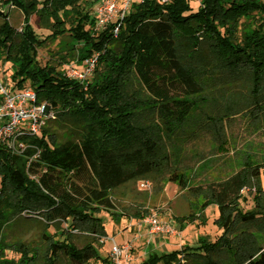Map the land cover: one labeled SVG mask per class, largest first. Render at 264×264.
Masks as SVG:
<instances>
[{"label": "trees", "instance_id": "16d2710c", "mask_svg": "<svg viewBox=\"0 0 264 264\" xmlns=\"http://www.w3.org/2000/svg\"><path fill=\"white\" fill-rule=\"evenodd\" d=\"M78 2L0 0L22 14L19 27L11 25L8 11L0 14V57L9 63L10 83L30 87L37 102L50 106L52 119L76 133V139L68 133L59 140L43 127L20 153L0 146V236L21 215L40 218L65 225L61 240L45 234L43 264H115L95 249L106 236L99 213L117 219L122 213L114 210L113 190L166 172L163 183L202 196V207L217 206L213 223L221 233L213 241L199 237L195 246L151 251L139 264H264V243L250 230L264 213L259 207L239 211L241 193L251 185L255 207L261 203L264 156L245 159L221 179L190 185L167 149L196 103L215 88L235 87L240 93L233 105L264 118V0H199L195 8L190 0H140L115 34L113 23L95 32L93 17ZM32 15L49 30L44 37L34 31ZM66 30L78 60L96 57L86 85L65 75V56L57 65L37 62V49ZM132 215L143 217L138 210ZM77 233L89 238L80 248ZM5 248L20 259L6 260ZM28 251L0 239V264H34Z\"/></svg>", "mask_w": 264, "mask_h": 264}, {"label": "rangeland", "instance_id": "374dc122", "mask_svg": "<svg viewBox=\"0 0 264 264\" xmlns=\"http://www.w3.org/2000/svg\"><path fill=\"white\" fill-rule=\"evenodd\" d=\"M96 3L97 0L78 2L79 7L87 11L91 17ZM198 3L199 0H190L193 8ZM6 11L11 25L19 27L22 20L20 11L14 8L7 9L0 4V12L4 14ZM30 23L38 36L44 37L49 33L48 29L38 23L34 15L30 17ZM94 28L95 32L102 30L95 24ZM72 43L73 38L67 30L64 34L49 39L37 49V62L41 66L57 65L59 60H62L60 57L65 56V62L60 65L63 71L70 64L79 67L77 63L80 60L77 59L76 53H71V49L68 48ZM78 45L79 43H75V46ZM0 72L9 77V63L3 61L1 57ZM92 77L91 75L90 81ZM235 89V87H223L207 92L208 97L196 103L179 131L167 142L173 164H176L178 172H182L184 177L188 178L190 185L221 179L237 169L245 159L255 160L264 156V118L259 119L246 112H240L239 108L233 105V101L240 93ZM222 117L224 118L220 120ZM213 119L214 123L206 128L204 124ZM43 127L47 128L49 133L56 134L59 140L68 136V133L72 135V139H76L75 129L72 126L58 125L52 118L47 119ZM260 171L259 183L263 195L261 203L255 207L254 185L244 189L239 201V211L243 214L254 212L258 207L264 213V168L260 167ZM166 174L164 172L163 175L153 178L141 177L111 192L114 210L122 215L113 219L107 211L99 213L106 232L105 237L95 242V249L100 258L112 261L110 238L118 244L128 243L131 255L129 264H139L148 256L150 250L158 254L169 252L185 246H195L199 237L213 241L219 236L221 229L213 223L218 215L217 206L209 204L202 207L204 201L202 196H195L187 190L180 191L172 182L163 183ZM141 181H147L148 187H141ZM134 210H138L141 216L156 214L167 220L174 233L148 237L145 225L138 223L141 218L132 215ZM187 215L193 216V219H185ZM64 227V224H45L40 218L21 215L3 227L0 239L6 246L21 244L29 250L27 256L33 260L37 258L34 264H43V257H40L45 251V234L55 240H61ZM250 230L259 242L264 243V219H256ZM73 240L80 248L89 241V238L77 233L74 234ZM3 254L6 260L17 262L20 259V253L13 248H5ZM55 264H65V261ZM90 264L101 263L90 260ZM156 264L163 262L159 261Z\"/></svg>", "mask_w": 264, "mask_h": 264}, {"label": "built area", "instance_id": "2783aa9c", "mask_svg": "<svg viewBox=\"0 0 264 264\" xmlns=\"http://www.w3.org/2000/svg\"><path fill=\"white\" fill-rule=\"evenodd\" d=\"M140 0H97L93 11L95 26L102 29L113 23L112 32L115 34L122 18L128 13L133 2ZM96 57L80 60L77 64H70L64 68L69 78L86 85L95 67ZM53 117L50 106L45 102H37L35 92L30 87L16 88L8 77L0 72V146L16 153L27 147L26 139L38 136L46 120ZM147 181H141L140 186L148 187ZM144 224L148 237L173 234L174 230L167 220L156 214H147L139 219ZM111 240L110 257L115 264H129L130 246L128 243L118 244Z\"/></svg>", "mask_w": 264, "mask_h": 264}, {"label": "crops", "instance_id": "0c3cea01", "mask_svg": "<svg viewBox=\"0 0 264 264\" xmlns=\"http://www.w3.org/2000/svg\"><path fill=\"white\" fill-rule=\"evenodd\" d=\"M138 223H139V220H138ZM145 232H146V231H145ZM146 241H147V243H148V240H146ZM145 250H147L146 247H145ZM151 251H152V250H150L149 252H151ZM149 252H148V253H149Z\"/></svg>", "mask_w": 264, "mask_h": 264}, {"label": "water", "instance_id": "95a60500", "mask_svg": "<svg viewBox=\"0 0 264 264\" xmlns=\"http://www.w3.org/2000/svg\"><path fill=\"white\" fill-rule=\"evenodd\" d=\"M0 14H2V13L0 12Z\"/></svg>", "mask_w": 264, "mask_h": 264}]
</instances>
